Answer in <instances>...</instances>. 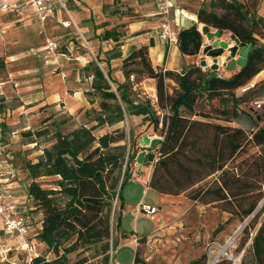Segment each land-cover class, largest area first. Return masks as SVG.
I'll list each match as a JSON object with an SVG mask.
<instances>
[{
    "label": "trees",
    "instance_id": "obj_1",
    "mask_svg": "<svg viewBox=\"0 0 264 264\" xmlns=\"http://www.w3.org/2000/svg\"><path fill=\"white\" fill-rule=\"evenodd\" d=\"M250 4L251 0L248 4L210 0L208 8L196 10L197 21L213 27L216 35L229 31L238 49L248 46L242 64L231 60L222 71L195 63L180 71L164 69L152 64L147 44H141L121 61L125 82H115L109 66L103 70L98 53L83 66L92 77V91L101 98L100 110H85L87 122L94 123L66 133L55 131V141L35 160L22 164L30 178L27 195L42 214L30 239L35 240L37 251L38 244L44 243L53 252L47 258L38 251L30 264H80L70 263L67 254L85 245H99L102 263H109L108 250L116 246V239H111L112 201L117 197L122 208V189L137 151L131 149V130L126 134L114 128L98 136L94 130L119 123L125 115H141L148 126L159 128V137L149 146L154 152L146 158L152 160L147 181L151 189L167 195L190 190L192 200L213 204L241 220L252 214L264 197V118L251 116L255 125L251 130L231 124L245 112L241 105L264 89V78L252 82L264 70V16ZM118 35L115 28L99 34L102 40ZM131 74L154 80V103L130 96ZM169 81L174 82L171 91ZM43 176H56L54 187H42L37 179ZM254 222L245 225L244 240ZM115 225L120 226L119 215ZM251 250L258 263H264V222L252 237ZM206 261L202 254L187 264ZM132 264L145 263L135 253Z\"/></svg>",
    "mask_w": 264,
    "mask_h": 264
},
{
    "label": "rangeland",
    "instance_id": "obj_2",
    "mask_svg": "<svg viewBox=\"0 0 264 264\" xmlns=\"http://www.w3.org/2000/svg\"><path fill=\"white\" fill-rule=\"evenodd\" d=\"M237 1L248 4V0ZM88 2L91 6V17L86 19L89 29L81 28L82 21L81 23L77 21L76 26L72 25L64 31L54 29L46 35L45 33L39 35L36 39L31 37V43L36 44L39 50H29L26 53L28 55L6 65V69L4 67V77L10 76L12 81V105L36 103L40 96L36 90H40L43 85L41 79L46 80L54 76L60 77V83L66 85L70 95L76 97L78 94L77 96H79L76 98V108L74 109L76 111L72 114L67 112L65 107L67 100L65 99L64 102H60L59 106L56 104L43 105L38 110L30 111L25 120H20L16 113L14 118L13 115L9 117V123H3L5 129L1 142L7 143L6 146L16 157L18 168L16 179L23 184L21 185L23 194L20 197L21 201L25 198L24 191H27L30 181L22 168L23 162L35 160L42 153L44 147H49L55 141V131L66 133L83 123L87 126L94 123L87 122L88 116L85 110H100L101 98L92 91L90 87L92 77L89 71L83 70V66L97 53L101 57L103 56L99 50L101 42L99 34L106 28H115L120 32H126L128 26L142 20L146 25L152 26L165 18L162 13L161 15L154 14L157 10L155 0H88ZM71 3H73L71 0L66 1L68 9L71 8ZM209 3L210 0H177L178 5H187L195 11L203 5L208 8ZM250 6L251 8L255 7L257 12L264 16V0H251ZM77 8L76 12L79 13L80 10H83L82 14H88L86 7L82 8L81 5V8ZM151 30L153 29L146 28L143 31ZM208 30L215 32L213 27H208ZM46 38L56 42L57 47L54 50L44 49ZM212 38L226 43L222 50L229 56L230 44L234 42L230 32L223 31L220 35L213 34ZM5 45L6 53L13 52L10 50L9 42H6ZM198 64L204 67L205 62ZM101 65L106 71V66L103 63ZM218 70L222 71L223 68L220 67ZM260 78H264V70L259 72L252 82ZM129 82L132 98L139 101L150 99L151 102H155L156 91L153 79L143 74H131ZM57 84L53 81L48 85L55 88ZM168 84L169 91H171L174 82L169 81ZM111 85L114 89L115 85ZM18 88H24L25 93L23 95L16 93ZM74 89L76 94H73ZM261 96H264V89L250 99L246 106L241 105L246 113L240 114L231 124L243 126L246 130L255 128L251 116L257 115L259 118H264V108H256L253 104L254 100ZM50 114L54 122H51L52 119L48 122L45 121L44 117ZM114 128L122 129L126 134L129 130L132 131L133 145L131 149L136 150L137 155L140 152H145V156L148 157L151 152H154L149 146L151 140L159 137V128L154 130L151 125H147V122L142 120L135 122L130 116L125 115L121 122L96 128L94 133L98 136ZM143 137L148 140L146 145L140 143ZM253 149L256 148L251 150ZM145 162L147 161H142V166L145 165ZM148 162L152 161L148 160ZM142 166L136 170H130V178L138 179L144 171L143 167V171L140 172ZM124 168L125 162L122 166V169ZM56 178V176H43L39 177L37 181L44 188H52ZM122 190L127 203H131V206L126 207L120 226L117 227L115 225L116 217L121 213L119 200L115 197L112 201L111 239H116V246L115 249L108 250V264H114L116 256L120 262L132 263L135 253L145 264H187L202 254L206 255V264L209 261H212V264H260L251 250L252 237L264 222V209L259 210L261 208L259 205L251 215L241 220L236 215H231L213 204L192 200L189 197L190 190L178 195L165 196L147 188L145 184H139L129 179L124 182ZM139 199L140 202L156 206L155 214L150 217L140 213L137 204H134ZM39 216L41 218L42 214ZM253 220L255 221L254 225L248 228L249 235L244 240L246 235L244 227L246 224L251 225ZM220 224H222V229L214 233ZM132 230L134 233H131ZM32 231L34 230L30 231L29 229L30 235ZM221 250L222 252H220ZM38 251L47 258L53 257V252L44 243L38 244ZM100 251L99 245H85L69 252L67 258L70 263L103 264ZM261 258L264 260V257Z\"/></svg>",
    "mask_w": 264,
    "mask_h": 264
},
{
    "label": "crops",
    "instance_id": "obj_3",
    "mask_svg": "<svg viewBox=\"0 0 264 264\" xmlns=\"http://www.w3.org/2000/svg\"><path fill=\"white\" fill-rule=\"evenodd\" d=\"M71 2L73 3H71V8L68 9V13L71 17L72 24L67 27L62 24V21L67 20V16L60 7H58L54 15L47 19V21L44 23L36 21L33 17L31 8L26 6L20 8L17 11L0 12V25L3 27L2 36L0 38V63L2 64V66L0 67V141L3 130L5 129V124L3 123H9V117L13 115L14 118L16 116V113L19 116L20 120H25L30 111H34L35 109L38 110L43 105L56 104L59 106L60 102H64L65 99L67 100L65 101L67 112L69 114H72L74 111H76L74 110L76 108V98H79V96H77L78 94H76L75 89L73 90V94H76V97L74 95H70L66 85H62L60 83L61 79L59 76H54L53 78L50 77L46 80L41 79V83H43V85H41L40 90H36L37 93H40V96L38 97L40 101L38 100L36 103L28 102L27 105H12V81L10 79V76H7L5 78L3 75L6 69V65H9L15 60L28 55L26 53L29 50H39L36 44L31 43V37L36 39L39 35L44 33L46 35L47 33L52 32L54 29L64 31L72 25L76 26L77 21L80 23L82 21L81 28L89 29L87 23L88 21L86 19H90L91 17V6L88 0H71ZM155 3L157 10L154 12V14L161 15V0H155ZM81 5L82 8L83 6L87 8L88 14H82L83 10H80L79 13L76 12V7H78L77 9H79L81 8ZM172 5L173 6L169 10L168 17L172 26L177 32L176 42L169 43L165 40L160 39V37L158 36V28L162 21H159V23L153 22L154 24L150 26L146 25L145 21L143 20L140 22L132 23L130 26H128V30L126 32H120L118 29H115L120 33V35L118 36L111 37L105 40L101 39L99 50L101 51V54L103 56L101 57L99 55L102 60L100 65L103 63L106 67L109 66L111 70L110 76L115 82L121 83L126 81L120 68L121 61L130 52V50L138 47L141 44H147L149 57L154 66L175 71H180L189 64H198L202 62H205L204 68L207 67L208 69L212 65H214L211 64V60L217 57L226 58L227 63L225 66H227V64H229L231 60L236 61L239 59V55L237 53L233 57H229L228 54H225L222 48H220V42L215 38H212L213 34H217L216 30L215 32L209 31L208 27L206 28L203 23H199L196 18V11L194 9L188 7L187 5H178L177 0H172ZM146 28L153 30L143 31ZM6 42H9L10 50H13V52L6 53ZM29 43L31 44L28 45ZM233 44L234 42L230 45L232 46ZM45 48H47L46 44L44 46V49ZM217 50H220L219 52L221 53L216 55L214 52H217ZM216 69H219V67H217ZM53 81H55V83H58L55 88H53L54 86L49 87L48 85ZM109 82L110 84H113L111 81ZM16 93L23 95L25 93L24 88H18L16 90ZM51 116L52 115L50 114L44 117L45 121L48 122L52 119L51 122H53L54 119ZM129 116L135 122H141L142 120L141 115ZM147 142L148 140L145 137L140 140V143L142 145H146ZM6 145L7 143L4 144L1 142V155L6 157L8 160V163L4 167L3 188L7 194H10L13 199L17 200L18 207L26 217L31 231V229H33V226L35 225L34 222L41 220L39 216V214L41 215V212L39 210H34L31 197L27 195V191H24L25 198L23 201H21L20 197L23 196L21 192V185L23 184L21 181H18L16 179V175L18 172L16 157ZM143 167L144 171L143 173H141V176L138 179L129 178V180H132L139 184H145L147 188H150L147 185V181L150 177L152 162H145V165L142 166L140 170L143 169ZM146 169L147 171L145 172ZM163 195L166 196L167 194ZM122 200L123 205L122 208H120L121 213H119L120 222L122 221L126 207L131 206V203H127L125 195L123 194V190ZM140 201L141 200L139 199V201L134 204H137V207H139L144 203ZM148 205L154 206L153 204ZM132 231L134 232V230ZM10 236L11 238H9ZM0 239L8 243H15V237L9 232L0 231ZM132 263L120 262L117 256L114 259V264Z\"/></svg>",
    "mask_w": 264,
    "mask_h": 264
},
{
    "label": "built area",
    "instance_id": "obj_4",
    "mask_svg": "<svg viewBox=\"0 0 264 264\" xmlns=\"http://www.w3.org/2000/svg\"><path fill=\"white\" fill-rule=\"evenodd\" d=\"M66 1L67 0H0V12L17 11L26 6L31 8L33 17L36 21L44 23L47 19L52 17L56 9L60 7L67 16V20L62 21V24L67 27L72 24V20L68 13ZM172 6V0H161L160 11L165 18L158 28V36L160 39L169 43L176 42L177 40V32L168 17L169 10ZM2 32L3 27L0 25V38ZM45 41L48 49L54 50L57 47L54 40L46 39ZM226 63L227 60L224 57H217L211 60V64H216L219 68H223ZM242 89H245V87ZM253 104L256 108H264V96L255 99ZM7 163V158L1 155L0 141V231L9 232L15 237V243H8L0 239V264H16L18 260L20 264H30L33 258L38 255V251L36 249L35 240L30 239L29 224L26 217L19 209L17 200L13 199L10 194H7L3 188V173ZM129 167L131 170H136L139 164L134 160L129 164ZM258 205L260 207L264 206V197L261 198ZM138 211L147 216H151L155 213L156 207L143 203L138 207ZM208 264H212V261H209Z\"/></svg>",
    "mask_w": 264,
    "mask_h": 264
},
{
    "label": "water",
    "instance_id": "obj_5",
    "mask_svg": "<svg viewBox=\"0 0 264 264\" xmlns=\"http://www.w3.org/2000/svg\"><path fill=\"white\" fill-rule=\"evenodd\" d=\"M231 38L233 39V37H231ZM225 46H226V43L224 41L220 42V48L225 47ZM238 48H239V45L234 40V44L229 47V52H230L229 57H233L236 54V52H237V54L239 55L238 62L240 64H242L244 59H245V57H246V55H247L248 46L240 47V49H238ZM215 54L217 55V54H220V53L215 52ZM214 66H216V64H214ZM146 158H147V156H145V152H140L136 156V161L138 162L139 167L141 166L142 161L146 160ZM149 160L152 161L151 159H149ZM142 171H143V169L140 170V172H142Z\"/></svg>",
    "mask_w": 264,
    "mask_h": 264
},
{
    "label": "bare ground",
    "instance_id": "obj_6",
    "mask_svg": "<svg viewBox=\"0 0 264 264\" xmlns=\"http://www.w3.org/2000/svg\"><path fill=\"white\" fill-rule=\"evenodd\" d=\"M220 252H222V250Z\"/></svg>",
    "mask_w": 264,
    "mask_h": 264
}]
</instances>
